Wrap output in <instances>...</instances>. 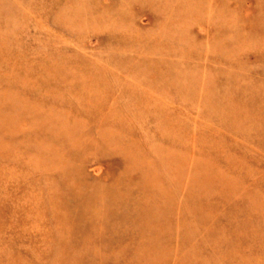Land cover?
Masks as SVG:
<instances>
[{
    "label": "rangeland",
    "instance_id": "rangeland-1",
    "mask_svg": "<svg viewBox=\"0 0 264 264\" xmlns=\"http://www.w3.org/2000/svg\"><path fill=\"white\" fill-rule=\"evenodd\" d=\"M0 264H264V0H0Z\"/></svg>",
    "mask_w": 264,
    "mask_h": 264
}]
</instances>
